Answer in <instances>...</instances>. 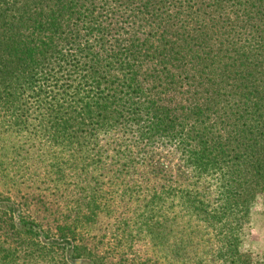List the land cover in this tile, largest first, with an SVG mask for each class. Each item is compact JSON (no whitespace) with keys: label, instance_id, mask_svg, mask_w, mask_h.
Instances as JSON below:
<instances>
[{"label":"trees","instance_id":"1","mask_svg":"<svg viewBox=\"0 0 264 264\" xmlns=\"http://www.w3.org/2000/svg\"><path fill=\"white\" fill-rule=\"evenodd\" d=\"M0 143V166L23 165L0 169V264H111L81 234L111 209L101 180L166 210L177 261L204 264L210 244L264 264L240 249L264 195V0H0ZM33 151L37 185L84 193L73 218L20 190Z\"/></svg>","mask_w":264,"mask_h":264},{"label":"rangeland","instance_id":"2","mask_svg":"<svg viewBox=\"0 0 264 264\" xmlns=\"http://www.w3.org/2000/svg\"><path fill=\"white\" fill-rule=\"evenodd\" d=\"M15 155V154H13ZM25 155V154H23ZM7 156V152L2 149V143H0V157ZM40 157L38 151L29 152L30 161L25 163L26 172L29 174L28 180L34 185L32 187L21 188L27 193L34 192L35 197L40 195L46 196L49 204H60L62 206V212L65 215H74V206L82 200L83 204L87 203L84 193H77V191L68 184V192L59 193L58 197L53 196V189L50 190L47 186H52L49 182L47 186L37 185L38 179L44 181L43 166L37 163L36 158ZM169 160V162H168ZM167 165L173 170V173L177 179H179L182 169L180 161L177 158L167 156L165 160ZM14 162L12 161L11 164ZM21 164L14 165H1L0 169L16 170ZM4 166H6L4 168ZM1 177V173H0ZM31 178V180H30ZM16 181L22 182L21 178ZM37 181V183H36ZM101 186L103 190L100 200H104L106 204L111 208L110 211L101 212L99 216L91 221L87 229H83L81 234L83 235V245L91 248L96 247L97 253L102 260L111 262V264H183L176 258H172L169 255L168 246L172 248V244L179 246L182 243V238L179 234V226L173 225V229L168 227L166 222L167 212L166 210L155 211L151 208L148 210H138L139 200L134 198L132 200H124L120 196L114 193V190L110 187L107 181L101 180ZM15 187L20 188L19 184L13 183ZM67 185V184H66ZM36 186L42 188H48L45 194H40V191L36 189ZM12 187V183L8 181L0 180V191L9 190ZM14 190V189H12ZM111 190L112 192H110ZM25 192V193H26ZM32 197V196H31ZM58 198V200H56ZM34 197L28 199V203L34 202ZM41 215L40 213L37 214ZM41 217V216H40ZM42 218V217H41ZM159 224L163 231L160 233L164 236L157 243L156 240L150 237L149 228L152 224ZM172 232V233H170ZM173 234L172 236H169ZM163 244V245H162ZM240 249L246 254H250L255 261H264V195L260 194L252 208V216L250 223L246 226L242 233V239L240 243ZM215 248L210 244L207 245V249L202 255L204 264H221L215 256Z\"/></svg>","mask_w":264,"mask_h":264}]
</instances>
